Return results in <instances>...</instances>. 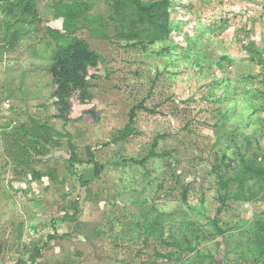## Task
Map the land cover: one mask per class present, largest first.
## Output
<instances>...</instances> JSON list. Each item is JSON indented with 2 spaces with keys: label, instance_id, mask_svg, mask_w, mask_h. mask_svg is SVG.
<instances>
[{
  "label": "rangeland",
  "instance_id": "obj_1",
  "mask_svg": "<svg viewBox=\"0 0 264 264\" xmlns=\"http://www.w3.org/2000/svg\"><path fill=\"white\" fill-rule=\"evenodd\" d=\"M33 1L26 24L0 10V264H264V0H169L154 43L127 0H81L58 42L69 0ZM70 37L100 63L63 121L48 68Z\"/></svg>",
  "mask_w": 264,
  "mask_h": 264
},
{
  "label": "trees",
  "instance_id": "obj_2",
  "mask_svg": "<svg viewBox=\"0 0 264 264\" xmlns=\"http://www.w3.org/2000/svg\"><path fill=\"white\" fill-rule=\"evenodd\" d=\"M2 3H9L10 12L12 13V19L15 25L26 24L28 18H38V13L35 8L33 0H1L0 10L2 9ZM128 6L133 11L130 15V24L132 26L144 25L148 20L152 25V32L150 35V42L154 43L159 40H168L171 42L172 33L177 32L170 27L169 19V0H156L153 3L147 4L140 0H127ZM81 5H85V2L81 0H69L68 2H57L54 4L56 7V18L61 19L59 29H52L47 27L46 31L49 37L55 42H58L66 34H70L74 28V22L78 16V9ZM4 10V9H2ZM18 30L13 31L8 35L7 29L5 30V36L8 35L9 41H15L19 39ZM160 33L159 35L157 33ZM5 36L3 39H5ZM51 64L48 68V74L50 76L51 93L50 98L53 100V106L56 108L57 119L63 121L69 119L71 112V99L77 100L79 103L84 104L89 99L88 83V70L96 68L100 63V56L90 49L89 45L82 39L76 37H70L66 43L60 45L52 51ZM136 108H132L129 113L128 123L124 128V131L120 134V139H124L132 133L131 124L135 117ZM153 113L152 111H150ZM89 113V112H88ZM42 132L35 138H39L44 144L49 145L53 142V135L46 130L45 126H41ZM57 135L60 133L56 132ZM70 159L76 161V155L74 153V147L69 143ZM153 152H150L146 159L155 157ZM145 160V159H144ZM142 160L140 163H143ZM34 179L39 180L41 177L46 176L51 181H55L54 171L47 172H33ZM54 239L52 236L48 237V240ZM191 249H195L192 247ZM30 264H34L31 261Z\"/></svg>",
  "mask_w": 264,
  "mask_h": 264
}]
</instances>
